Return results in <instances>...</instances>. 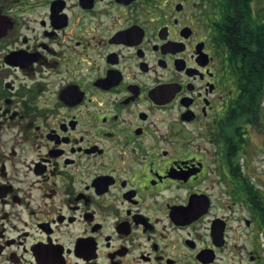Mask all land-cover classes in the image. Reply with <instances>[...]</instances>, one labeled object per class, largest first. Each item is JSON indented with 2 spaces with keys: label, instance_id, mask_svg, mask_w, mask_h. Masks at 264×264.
I'll list each match as a JSON object with an SVG mask.
<instances>
[{
  "label": "flooded vegetation",
  "instance_id": "flooded-vegetation-1",
  "mask_svg": "<svg viewBox=\"0 0 264 264\" xmlns=\"http://www.w3.org/2000/svg\"><path fill=\"white\" fill-rule=\"evenodd\" d=\"M248 153L264 0H0V264H264Z\"/></svg>",
  "mask_w": 264,
  "mask_h": 264
},
{
  "label": "rangeland",
  "instance_id": "rangeland-1",
  "mask_svg": "<svg viewBox=\"0 0 264 264\" xmlns=\"http://www.w3.org/2000/svg\"><path fill=\"white\" fill-rule=\"evenodd\" d=\"M263 154H260V156H254V154L248 153L246 156H244V160H241V162H264V157H261ZM250 160L248 161L247 159Z\"/></svg>",
  "mask_w": 264,
  "mask_h": 264
}]
</instances>
